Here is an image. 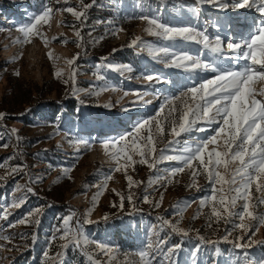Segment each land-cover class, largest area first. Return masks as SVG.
Listing matches in <instances>:
<instances>
[{
	"label": "rangeland",
	"instance_id": "rangeland-1",
	"mask_svg": "<svg viewBox=\"0 0 264 264\" xmlns=\"http://www.w3.org/2000/svg\"><path fill=\"white\" fill-rule=\"evenodd\" d=\"M225 2L229 7L216 6L212 0H82L91 5L84 9L81 0H43L37 7L27 0H0V113L4 114L0 118V177H4L0 179V264H143L141 251L148 252L150 264H259L264 260V243H259L264 241V225L256 231V222L245 218V224L253 225L246 234L235 227L241 223L237 213L243 200H237L232 214H224L221 192L213 193L198 161L172 176L170 170L183 165L160 158L161 150L166 156L181 155L185 142L194 146L195 141L215 134L218 125L204 121L179 137L170 132L184 107L182 101L192 104L182 93L217 73L170 66V55H153V50L145 51L146 45L187 52L234 70L245 60L217 58L218 54L194 41L164 40L146 31L148 20L141 17L170 27H191L213 40L220 36L226 48L227 38L242 42L253 23L264 16L255 7L233 8L232 0ZM45 4L53 9L48 23L39 26L47 45L38 36L31 37V43L19 42L23 40L19 29ZM66 7L86 15L77 20L63 11ZM136 37L140 41L129 46ZM149 75L153 80L146 79ZM262 87L264 82L257 81L255 88ZM145 120L151 123L134 133L136 123ZM156 122L165 129L163 136L157 133ZM149 131L156 148L151 156L155 166L140 164L141 157L134 155V164L125 168L121 159L116 171V161L102 147L103 136H116L113 140L125 136L122 143L129 146L138 137L136 143L143 147ZM213 148L223 151V138L209 145L210 151ZM235 167L232 164L229 170ZM13 168L20 170L12 172ZM218 171L225 174L222 166ZM251 194L249 210L264 216V203L256 202L264 191L257 192L253 185ZM21 198L24 203L13 207ZM213 208L224 218L212 216ZM24 217L29 222L18 223ZM66 217H71L67 225ZM66 229L79 231L89 243L62 248L65 241L60 236ZM242 235L238 242L251 243L247 257L245 249L232 243ZM97 244L112 251L105 254ZM175 245L179 248L169 253Z\"/></svg>",
	"mask_w": 264,
	"mask_h": 264
},
{
	"label": "snow or ice",
	"instance_id": "snow-or-ice-1",
	"mask_svg": "<svg viewBox=\"0 0 264 264\" xmlns=\"http://www.w3.org/2000/svg\"><path fill=\"white\" fill-rule=\"evenodd\" d=\"M60 3V0H56ZM95 0H93V3ZM204 2V0H200ZM212 2L221 8L229 7V4L225 0H212ZM67 3V0H65ZM82 3V0H81ZM91 5L83 4L82 7L87 9ZM231 7L233 8H253L264 16V0H232ZM59 11V9H58ZM68 13L80 20L81 17L86 15L85 11H76L73 7H66L63 9ZM53 9L45 4L43 9L38 14H35L31 21L21 27L19 32L23 34V40L19 42L31 43V37L38 36L47 45L48 41L44 37V34L40 31L39 26L47 24ZM148 20L149 28L146 29L150 34L163 37L167 41H194L202 44L205 49H208L214 54H218V57H227L228 59L241 58L245 60V64L238 70L232 68H224L219 64L213 62H206L199 57H194L187 52H170L167 47L161 48L158 51H154L153 55H160L163 53L165 56H171L172 59L169 62L170 66L185 68L188 70H211L217 73L213 79L205 80L198 86L193 85L188 87L187 90L182 93V97H188L191 99L192 104L189 105L187 101H182L184 107L179 112L178 120L173 121L170 134L174 137H179L181 133L191 132L193 125L197 121H204L205 123L217 124V128L214 130L215 134L205 139L194 142V146L188 145L185 142L183 147V154L166 156L165 151H160V158L168 160L180 161L182 167L171 169V175L175 176L178 173L184 172L185 168H193V162L198 161V167H203L207 173L209 183L213 185V193L221 192L219 203L224 206V214H232L231 208H233L237 200H243V207L239 215L241 223L235 227L242 230L245 234L253 226L251 223L245 224L243 221L247 218L250 222H256V231H259V225H264V216H257L254 211H250V202L252 200L251 189L255 185L257 192L264 191V87L260 89L255 88L257 81L264 82V19H261L258 23L254 22L251 26L250 33L247 38L242 37V42L234 41L231 37L227 38L226 48L225 42L222 41L220 36H216L215 39H210L208 35L203 31H197L191 27H170L159 23L155 19H148L147 17H141ZM79 37V31L76 32ZM140 41L139 37H136L131 41L129 46L136 45ZM66 43V41H65ZM79 46V45H78ZM246 49V50H245ZM115 51V50H114ZM231 54H236L233 57ZM49 58H52V54L48 53ZM79 54L77 53V58ZM106 59V58H105ZM250 61V63H248ZM68 64H72L73 61H67ZM127 70H131L130 68ZM19 75L17 71L15 73ZM59 75V73H57ZM147 80H153L152 76H147ZM159 80V77H156ZM127 94V93H126ZM137 95H140L137 93ZM260 97V98H258ZM142 99V96H141ZM174 99H181L176 97ZM150 103V101H148ZM173 108L172 111H176ZM3 113H0V118L3 117ZM151 121L145 120L138 122L134 126V133H139L142 129H145L146 125H149ZM156 130L160 136H163L165 129L161 127L159 122H156ZM197 131H204L203 128H197ZM15 130H13L14 132ZM129 136H133V133H129ZM134 137L131 146L126 143H122L126 140L125 136H120L118 140L106 141L103 143L106 154L111 156V159L116 161L118 167L116 171H120V160L125 162V168L129 164H134L133 156L139 155L141 159L140 164H147L149 168L155 166V160L151 158L152 154L156 152V148L152 141V133L145 138L143 147L137 145ZM219 138H223V151H216L213 148L209 150V145H217ZM174 141L170 140L169 145ZM119 145V147H118ZM7 147V145H3ZM115 149V151H110ZM236 164L234 170H229V166ZM225 169V174L218 171L219 167ZM19 168H13L12 172L19 171ZM196 172H193V176ZM108 177L107 179H110ZM4 179V177H0ZM129 187L132 186V178L127 177ZM167 179V178H166ZM215 185H220V189H217ZM29 192L33 190L28 188ZM161 196V200H162ZM123 199L121 196L120 207H123ZM131 201V196L128 197ZM147 200V198H145ZM212 200H216V196H212ZM257 203H264V197H258ZM24 203V199L13 202V207H20ZM114 207L116 205H113ZM157 206H159L157 204ZM38 211V210H37ZM7 213L5 214L6 218ZM212 216L217 218H224L220 211L216 208L212 210ZM71 217L64 218V224L67 225ZM107 219V216L104 217ZM28 217L21 218L18 223H28ZM91 222V221H86ZM38 223V221H37ZM173 231L183 232L187 235L186 231L178 227H173ZM254 234V233H253ZM55 238V237H54ZM203 239V238H201ZM228 237L225 236L224 240ZM244 239V236L237 237L232 241L235 248L245 249V257H247V248L251 246V243H240ZM60 240L65 241L61 245L62 248H68L69 245L74 248H82L88 242L86 237H83L79 231H72L71 229L64 230L63 235L60 236ZM251 241V238H249ZM165 243L163 240L160 244ZM214 243V242H212ZM259 243H264L260 241ZM151 247V245H149ZM97 248L105 252H111L112 249L105 244H97ZM179 248V245H175L168 249L169 253L174 252ZM217 251H219L217 249ZM45 257H48L46 252ZM148 252L141 251L139 256L143 264H150L148 259ZM91 259V257H90ZM98 264V262H97ZM247 264V261H246ZM259 264H264V260H261Z\"/></svg>",
	"mask_w": 264,
	"mask_h": 264
},
{
	"label": "bare ground",
	"instance_id": "bare-ground-1",
	"mask_svg": "<svg viewBox=\"0 0 264 264\" xmlns=\"http://www.w3.org/2000/svg\"><path fill=\"white\" fill-rule=\"evenodd\" d=\"M151 50H153V51H158L159 50V48H157V47H154L153 46V44L152 43H150V44H148V45H146V48H145V51H151ZM174 84V83H173ZM125 123H128V122H124V124ZM130 123H131V121H130ZM137 124V123H136ZM130 126V125H129ZM128 127V126H127ZM127 127H124V128H127ZM104 138L102 139V141H101V144L103 145V143L104 142H106V141H110L111 139H112V141H113V138L114 137H116V136H109V135H106V137L105 136H103Z\"/></svg>",
	"mask_w": 264,
	"mask_h": 264
},
{
	"label": "trees",
	"instance_id": "trees-1",
	"mask_svg": "<svg viewBox=\"0 0 264 264\" xmlns=\"http://www.w3.org/2000/svg\"><path fill=\"white\" fill-rule=\"evenodd\" d=\"M27 1L30 3L31 6L37 7L42 3L43 0H27Z\"/></svg>",
	"mask_w": 264,
	"mask_h": 264
}]
</instances>
